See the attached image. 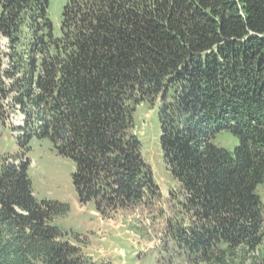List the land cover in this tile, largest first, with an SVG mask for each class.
Here are the masks:
<instances>
[{
	"label": "trees",
	"instance_id": "trees-1",
	"mask_svg": "<svg viewBox=\"0 0 264 264\" xmlns=\"http://www.w3.org/2000/svg\"><path fill=\"white\" fill-rule=\"evenodd\" d=\"M49 5L0 0V111L11 95L22 149L48 139L101 217L149 206L160 190L133 128L158 103L183 195L166 237L189 264H264V0H69L59 35ZM222 133L234 150L215 143ZM68 211L36 199L26 160L0 157V264H94L56 224Z\"/></svg>",
	"mask_w": 264,
	"mask_h": 264
},
{
	"label": "rangeland",
	"instance_id": "rangeland-1",
	"mask_svg": "<svg viewBox=\"0 0 264 264\" xmlns=\"http://www.w3.org/2000/svg\"><path fill=\"white\" fill-rule=\"evenodd\" d=\"M68 1L49 0V16L57 35ZM9 53L10 42L0 35V80L6 87L11 84V79L4 74L10 70ZM3 105L0 112L5 124H0V157L23 158L28 162L38 201L68 205V213L58 218L56 224L67 233L69 241L83 248L94 264H189L186 255L165 234L183 195L162 158L158 103L141 104L137 108L133 130L142 143L143 158L153 171L161 196L149 206L110 211V217H101L94 202H80L73 184L74 163L59 155L48 139L32 138L30 151L22 149L18 141L24 134L20 130L24 116L19 107L12 106L11 95L4 99ZM215 143L230 151L237 144L228 133L218 135ZM258 193L264 202V184L259 185Z\"/></svg>",
	"mask_w": 264,
	"mask_h": 264
}]
</instances>
